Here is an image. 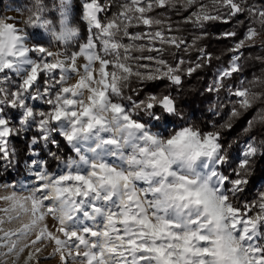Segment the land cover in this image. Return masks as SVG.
Segmentation results:
<instances>
[{"label": "clouds", "instance_id": "obj_1", "mask_svg": "<svg viewBox=\"0 0 264 264\" xmlns=\"http://www.w3.org/2000/svg\"><path fill=\"white\" fill-rule=\"evenodd\" d=\"M0 121V264H264L262 0H0Z\"/></svg>", "mask_w": 264, "mask_h": 264}, {"label": "trees", "instance_id": "obj_2", "mask_svg": "<svg viewBox=\"0 0 264 264\" xmlns=\"http://www.w3.org/2000/svg\"><path fill=\"white\" fill-rule=\"evenodd\" d=\"M262 2H264V0H262ZM232 22L227 21V20H223V21H219L216 22L213 26V32H214V36L212 38V43L219 46V45H229L230 41L232 40V38L228 37V36H220V33L225 31L226 29H229L231 27ZM240 35L242 36V30ZM13 116H15V113H13ZM14 141L16 142V144H21L22 141L18 138V137H13Z\"/></svg>", "mask_w": 264, "mask_h": 264}, {"label": "snow or ice", "instance_id": "obj_3", "mask_svg": "<svg viewBox=\"0 0 264 264\" xmlns=\"http://www.w3.org/2000/svg\"><path fill=\"white\" fill-rule=\"evenodd\" d=\"M0 123H3L2 121H0ZM3 134H7L6 132L5 133H3Z\"/></svg>", "mask_w": 264, "mask_h": 264}]
</instances>
